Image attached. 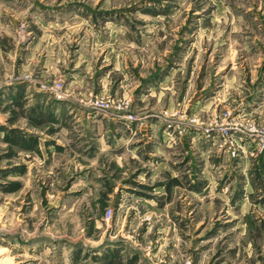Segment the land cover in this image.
I'll return each instance as SVG.
<instances>
[{"label": "rangeland", "instance_id": "374dc122", "mask_svg": "<svg viewBox=\"0 0 264 264\" xmlns=\"http://www.w3.org/2000/svg\"><path fill=\"white\" fill-rule=\"evenodd\" d=\"M33 90L65 145L7 180ZM0 264H264V0H0Z\"/></svg>", "mask_w": 264, "mask_h": 264}, {"label": "crops", "instance_id": "0c3cea01", "mask_svg": "<svg viewBox=\"0 0 264 264\" xmlns=\"http://www.w3.org/2000/svg\"><path fill=\"white\" fill-rule=\"evenodd\" d=\"M34 93V96L35 98L38 97L36 99V103L35 105H31V106H28L25 105V106H22L24 107L25 109H27V111H30V114L32 113V117H35L36 120L35 121H32V122H23V124H20L19 126H17L18 124H16L15 122L13 123H9L10 125L7 126L6 129L3 128V131H2V140H3V143L5 145H8L10 144V140L11 139H14L13 142H14V149L12 150L13 152L17 153L20 157H19V161L22 160L20 163L19 162H16L14 164V166H21V163H23L24 165H26V169L25 167L21 166V167H12L8 164H3L2 165V175H3V178H5V176H7V180L10 179V172H17V173H14L16 175V178H21L22 176H24L25 174L23 172H32V169L31 168V165L32 164H28V162L25 161V158H29V157H33L35 159V155H38V153L42 154L43 153V147L42 146H57L56 149H54L53 152L55 153H58L59 150H61V147L59 146H64L65 144L59 139H57L55 142L53 141V139H55L53 136H51V132L50 133H46L45 136L43 137L41 132L38 131V127H40L42 124H43V121L49 119L48 117H45L47 113H45L46 111H48L49 109L46 110V108H48L49 106H47L48 104H43V100H44V95L42 93H39V92H36V91H32ZM5 93H7V96H12L13 97L17 94L20 93V91H18L17 88H7V90L5 91ZM9 96V97H10ZM8 101H10V99H8ZM37 104V105H36ZM21 107V109H23ZM40 109V110H39ZM43 111H42V110ZM51 109V107H50ZM58 109V107H57ZM58 111V110H56ZM54 111V112H56ZM49 113V112H48ZM42 117H45L44 119H41ZM61 125V124H59ZM66 125V126H65ZM65 136L66 138L68 137H71L72 135V130L74 129L73 125H69L67 123H65ZM8 138H5L4 136H6ZM91 135L92 137H98L97 140H100L99 139V134H95V133H92L91 132ZM88 137V135H87ZM116 138V137H115ZM70 139V138H69ZM110 144L107 146L108 148H111L113 150V147L115 146H119L120 148L123 147L124 145V141L123 139L119 138L118 141L116 140H110ZM123 143H122V142ZM144 141L141 146H144V147H148V145H150L152 142H151V138H147V139H144L142 140ZM90 142V140H88V143ZM156 141H154V144L152 146V148H147V151L145 153H148V160L151 159V154H154L156 152V149L155 147L157 145H155ZM99 146H97L96 148V151H94L93 153H91L88 149H89V144L82 148V150L80 151L81 155H83V160H86V161H89L91 160L92 158H94L93 155H97L98 157L101 156V151L104 149L103 147H101V144H98ZM140 145H136V146H133V151L137 150L138 147ZM52 150V149H51ZM10 150H5L3 151V153H9ZM99 151V152H98ZM121 152V150H119ZM130 152V154L132 153ZM107 155V154H106ZM133 155V154H131ZM122 157V155H120ZM7 155L6 156H3V158L6 159ZM119 156L116 155V157H114L115 159H118L119 161L123 158H121ZM91 158V159H90ZM96 158V157H95ZM7 160H9V158L7 157ZM162 164H165L161 161V163L158 164V166L154 168H145V169H142L141 171L139 172H162L164 171V169H162ZM5 175V176H4ZM6 179L3 180V184H4V181H7ZM21 191L22 190H19L18 193H19V196H18V202L16 203L17 204V207L16 209L18 210V217L16 219H18V221H21L20 219L23 217V214L21 213V208H23V201L20 200L21 198ZM17 192H13V194H15ZM2 204H3V218L6 219V217H4L5 215V211L6 209H9L11 206H10V190L9 188L5 189L4 187L2 188ZM16 206V205H15ZM9 213V212H8ZM21 217V218H20ZM18 225H22V223H18ZM4 231L2 232V239L3 241H6L9 248L11 247H16L18 246V244L22 245L24 242H28L30 240V237L28 238H24L26 237L25 235H20V234H14L15 232H12L10 230H5L3 229ZM25 245V244H24ZM33 251H34V248H33ZM36 252V251H35Z\"/></svg>", "mask_w": 264, "mask_h": 264}, {"label": "built area", "instance_id": "2783aa9c", "mask_svg": "<svg viewBox=\"0 0 264 264\" xmlns=\"http://www.w3.org/2000/svg\"><path fill=\"white\" fill-rule=\"evenodd\" d=\"M108 214H110V210L108 211Z\"/></svg>", "mask_w": 264, "mask_h": 264}]
</instances>
